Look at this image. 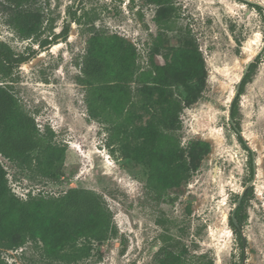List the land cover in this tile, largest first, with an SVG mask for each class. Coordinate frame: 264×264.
<instances>
[{"label": "rangeland", "instance_id": "rangeland-1", "mask_svg": "<svg viewBox=\"0 0 264 264\" xmlns=\"http://www.w3.org/2000/svg\"><path fill=\"white\" fill-rule=\"evenodd\" d=\"M248 1L264 8V0ZM33 7L44 14L37 40L20 38L7 25L0 5V41L16 53L33 51L0 80L10 86L38 132L49 134L62 148L63 156L46 176L37 170L35 159L29 169H19L1 155L0 161L12 191L21 198L28 193L58 195L71 187L100 193L112 213L114 231L104 241L93 242L90 255L76 262L49 263L40 256V246L36 249L30 242L2 249L1 256L12 264H154L161 234L168 233L185 243L191 255L206 254L213 264H242L243 256V264H264V47L238 102L240 133L253 151L252 177L247 150L228 119V104L247 59L260 51L264 39V10L241 0H171L169 5L149 0H37ZM170 7L172 26L165 28L158 15ZM87 16L93 22L86 21ZM66 24V36L55 39ZM90 25L129 40L142 66L151 56L163 66L171 46H196L204 60L205 77L197 92L188 93L176 132L184 148L179 157L188 160L191 176L164 200L145 193V168L118 152L113 125L117 117L89 116L86 88L78 79ZM43 38L51 42L40 45ZM198 140L207 146L189 153L188 143ZM250 180L252 193L243 202L245 218L237 234L229 216Z\"/></svg>", "mask_w": 264, "mask_h": 264}, {"label": "trees", "instance_id": "trees-1", "mask_svg": "<svg viewBox=\"0 0 264 264\" xmlns=\"http://www.w3.org/2000/svg\"><path fill=\"white\" fill-rule=\"evenodd\" d=\"M36 1L0 0L7 25L20 38L37 40L41 35L44 14L39 7H33ZM149 1L166 5L171 2ZM241 1L258 11L264 10L257 2ZM171 8L158 15L165 28L172 26ZM71 16L76 17L74 13ZM92 18L87 16L86 21L93 22ZM76 20L80 21V17ZM67 28L68 24L53 37H65ZM88 30L91 34L79 63L78 80L86 88L89 116L117 117L113 125L117 127L118 152L145 168V193L157 201L164 200L170 190L179 189L191 176L188 160L179 157L184 148L176 132L181 128L180 113L189 95L197 92L205 77L201 53L196 46H171L163 66L152 56L142 66L136 60L135 47L125 37L95 29L93 25ZM50 42L47 38L39 40L40 45ZM260 52L249 64L228 107L229 126L247 150L251 177L255 169L253 151L240 133L238 102L245 84L251 80ZM32 53H16L6 42L0 41V79L9 76ZM0 82V155L19 169H29L35 159L37 170L46 176L52 164L62 160L63 150L52 143L49 134L38 132L33 118L21 108L10 86L4 84V80ZM185 91L187 97L183 95ZM196 146L205 147L207 143L189 142V153ZM252 188V185L245 188L234 216L231 213L229 216V224L237 234L245 218L243 202ZM113 231L112 213L100 193L71 187L58 195L28 193L21 198L12 191L0 161V264H12L1 256L2 249H16L28 242L36 249L40 246V256L49 263L76 262L90 255L93 242L104 241ZM238 241L242 245L241 238ZM153 263L213 264V261L206 254L191 255L185 243L164 233L153 254Z\"/></svg>", "mask_w": 264, "mask_h": 264}, {"label": "water", "instance_id": "water-1", "mask_svg": "<svg viewBox=\"0 0 264 264\" xmlns=\"http://www.w3.org/2000/svg\"><path fill=\"white\" fill-rule=\"evenodd\" d=\"M263 47H264V39H263L262 45H261V47H260L259 50H261ZM258 52H259V51H257L254 55H252L249 59H247L246 65H245V67H244V69H243V72H242V74H241V76H240V78H239V80H238V82H237V84H236V88H235V91H234L233 96L237 93V90H238V84H239L241 78H242V77L244 76V74L247 72L248 67H249V64L253 61L254 57L256 56V54H257ZM233 96H232V98H233ZM232 98L230 99L228 106L230 105V102H231ZM228 119L230 120L229 113H228ZM251 184H252V180H250L248 183H246L245 186L242 188L241 192L239 193L238 199H237L236 203L234 204L233 208L231 209V216H232V217L234 216V212H235V209H236L237 205H239V203H240V200H241V197H242V194H243L245 188H247V187L250 186ZM242 243L244 244V238H242ZM243 263H244V256H243V262H242V264H243Z\"/></svg>", "mask_w": 264, "mask_h": 264}, {"label": "bare ground", "instance_id": "bare-ground-1", "mask_svg": "<svg viewBox=\"0 0 264 264\" xmlns=\"http://www.w3.org/2000/svg\"><path fill=\"white\" fill-rule=\"evenodd\" d=\"M252 55H253V54H252ZM252 55H250V56L248 57V59H249Z\"/></svg>", "mask_w": 264, "mask_h": 264}]
</instances>
